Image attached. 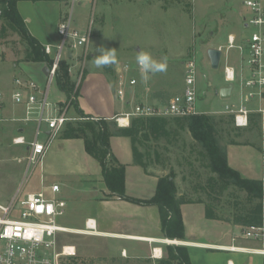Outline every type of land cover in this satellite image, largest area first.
I'll list each match as a JSON object with an SVG mask.
<instances>
[{
    "label": "rangeland",
    "instance_id": "obj_1",
    "mask_svg": "<svg viewBox=\"0 0 264 264\" xmlns=\"http://www.w3.org/2000/svg\"><path fill=\"white\" fill-rule=\"evenodd\" d=\"M19 2H22L19 5L20 12L29 18L31 21L29 28H34L35 32L42 31L44 25H55L61 15L68 10L67 6L59 0ZM1 4L3 2H0ZM247 14L248 9L241 4L240 0H82L81 4L76 5L73 10L74 26L80 30L85 27L90 28L88 42L90 48L87 49V44L84 49L79 47L74 50L78 57L72 61L69 60V75L75 85V90L78 92L83 90L87 93L86 102L100 111L101 102L98 100L96 92L94 93V84L98 80L101 89L107 85L105 78L94 66L95 57L104 49L115 52V62L99 68L101 73L112 83L114 89L115 68L124 63L135 66L138 51L148 52L158 62H166L167 70L151 75L149 79L145 80L141 71L137 69L132 75L137 80H140L139 76H142V79L135 92L136 99L165 103L171 96L181 91L184 65L188 59H194L197 67V112L228 118L227 114L221 112L225 110L226 106L238 107L239 84L238 81L224 82L222 73L224 59L217 69H212L206 51L209 48L218 49L215 47L225 46L229 34L236 38L237 45L247 39L253 31L252 28L248 29L244 26L243 17ZM0 47V96H2L1 101H4L5 104H11L12 62L31 61L30 49L19 31L4 19H0ZM2 49L8 57L6 60H1ZM238 55L237 49H229L227 64L237 69ZM34 66L45 84L46 74L38 65ZM222 85H232L233 87L228 99H221L217 94ZM107 89L109 90V92L106 91L107 102L114 103V109L120 110L121 102L115 93L112 96L111 88ZM242 94L243 92H241ZM64 98V94L59 91L53 81L49 86L48 101L57 103ZM129 110L130 108H126L125 111ZM22 116L23 112L0 116V205H7L16 194L22 201L27 194L38 191L41 186L39 179L41 169L49 175L44 185L51 184L52 180L58 182L60 192L56 197H61L65 201L63 215L55 220L57 224L81 230L84 227L83 221L87 215H90V212H99L103 216L108 214L103 206L92 201L95 194L90 196L88 192L91 181L101 178L100 175H96L98 164L94 159L82 153L81 146L77 143L56 149V145L59 144L57 140L64 139L63 132L58 135L48 151V153L51 151L49 153L51 155L44 157L42 166L37 165L27 169L23 147L12 144V139L18 135L19 126L25 128L28 138L32 136L33 124L11 120L14 117ZM184 120V118L170 117L160 119L165 124L164 132L167 134H161L158 138L151 136L148 141L140 140L136 144V148L144 155L150 154L151 160L155 151L163 157L167 152L162 150L163 147H166L162 145V142L171 141L174 132H176L177 135L174 134V139L178 137L180 140L179 148L181 150H173L175 162L181 161L182 147L185 146L187 156L191 160L195 157L196 162L192 163L191 167H182L189 173L194 171L198 183L205 185L206 179L211 173L207 168L202 167V164L206 165L207 162L199 157V148L192 145L193 141H190L189 144L179 131L180 128L185 127ZM107 121L110 124L113 122L117 128H120L113 119ZM236 129L238 128L234 124L226 127L223 142L230 139V141L240 144L253 142L257 146L260 145L262 132L258 115H252L247 128ZM159 168L158 165H151L148 169L149 171H159ZM175 169L181 170L178 166H175ZM166 171L169 170L166 169ZM191 176L195 179L194 175ZM53 177L55 179H52ZM262 183L264 186L263 181ZM190 187L191 189L186 185L184 190H193L192 186ZM44 190L51 196L48 188H44ZM200 195L202 194L200 193ZM193 198V196L189 197V199ZM201 199L204 204L214 207L221 216L230 217L239 208L235 204L237 202L244 203L245 194L231 187L224 191L218 203L210 200L206 195H203ZM262 203L264 206V197ZM18 205L11 212L12 217L19 215ZM126 218L124 220L123 217L119 219L106 217L104 224L133 230L152 231L154 229L152 219L148 220V228H146L145 226L140 227L139 217L137 218L138 223L127 222V215ZM106 241L104 238L76 233L60 236L61 244L67 243L76 247L75 258L79 259V264H157L156 261L152 262L151 260L147 263V260H128L123 257L111 259L105 252L109 244ZM99 259H103V261H99ZM65 263H69V260L65 259Z\"/></svg>",
    "mask_w": 264,
    "mask_h": 264
},
{
    "label": "crops",
    "instance_id": "obj_2",
    "mask_svg": "<svg viewBox=\"0 0 264 264\" xmlns=\"http://www.w3.org/2000/svg\"><path fill=\"white\" fill-rule=\"evenodd\" d=\"M19 1H31V0H18L17 1V9L22 17L26 28L31 36H33L38 43L42 46H54L58 41V35H57V25L58 20L53 26L44 25L42 27V31L37 30L35 32V29L29 28V24L31 21L27 16H24L20 12V4L22 2ZM37 0H33L32 2H35ZM220 46H217L215 48H218ZM1 48V47H0ZM90 48V45H87V49ZM84 49V48H83ZM3 50V49H2ZM71 57V56H70ZM78 56L75 55L70 60L77 59ZM7 55L4 54V50L1 52V60H6ZM11 58V57H10ZM223 60L224 64L222 67V73L223 68L228 65L227 64V52L221 53V59L220 62ZM12 61V58H11ZM209 61V60H208ZM86 63V62H85ZM89 63V62H87ZM128 65V63H124L121 66L115 68V72L113 75V86L112 83L104 76L103 73L98 68V72L100 75H102L105 78L106 87L101 89L99 81L97 80L94 84V93L96 92L98 100L101 102L100 105V111H98L95 107L90 106L86 101V94L83 90L82 92H78L77 101L79 108L86 114L90 115L93 119L99 120H112L114 116L124 113V112H130L131 109L135 104H147L151 106H165L167 105L168 101L175 95L181 93L174 94L169 98V100L165 103H155L149 102V101H139L136 99L137 94L135 93L137 88L139 87V82L142 79V76H139L140 80H137L136 77H134V72L137 70L136 64L135 66H130L129 72L126 73L127 79L134 78L136 79L135 86L131 87L126 84L125 86V93H126V101H121L116 94L117 90V79L120 73H122L123 68L125 65ZM34 65H38L45 73V68L47 66L44 65L42 62H31V61H18L17 63L12 62V81H11V93L15 89V79L21 78L24 80H33L36 83H38L40 86H44L43 81L39 77L38 70L34 67ZM94 65V64H93ZM220 65V63H219ZM95 66V65H94ZM230 66V65H229ZM240 55H238V67L237 69L233 66V69L235 71V74L237 76L235 81H238L239 84V103L242 100L240 89ZM219 67V66H218ZM36 69V70H35ZM133 69V70H132ZM140 70V69H138ZM185 70V68H184ZM133 74V75H132ZM141 74V73H139ZM248 74L247 71L241 74L242 77H245ZM72 79V78H71ZM224 80V76H223ZM234 81V82H235ZM224 82H226L224 80ZM229 83V82H226ZM233 83V82H232ZM232 86V85H229ZM228 87L227 85H222L218 91L221 88ZM107 88H111L110 93H115V96L117 99L121 102L120 110L114 109V103H108L107 98V92L109 90ZM183 88V87H182ZM106 89V90H105ZM233 90V87H232ZM231 90V93H232ZM217 91V94H218ZM10 93V94H11ZM230 93V96H231ZM89 95V92H88ZM219 95V94H218ZM65 96V95H64ZM2 99V96H0ZM11 99V98H10ZM64 100H60L59 102H64ZM137 100V101H136ZM57 102V103H59ZM12 104V105H11ZM11 104H5L4 101L0 102V116L2 114H18L19 112H23L24 109L21 106H17L13 104L11 99ZM248 108L252 111L249 115L250 117L254 114H259L256 112L257 108L264 107V101H259L257 99H254L247 104ZM126 108H130L129 111H125ZM222 114H227L228 118H231L232 125H233V117L232 115L225 112H221ZM70 117H78V114L75 111H70L69 114ZM227 119V118H226ZM250 124V121H249ZM248 124V126H249ZM261 125V132H262V124ZM247 126V127H248ZM246 127V128H247ZM244 129V128H238ZM26 132L25 128L23 126H19L18 128V134L22 132ZM184 137L186 138V141L190 144L194 140L192 139L190 132L186 128H180L179 130ZM25 136L26 133H24ZM175 135L176 132H174ZM173 139L171 141L168 140V142H162V145H165L166 147H163L162 150L166 151L167 153L161 157L154 155L152 157V160L150 161L148 168L151 165H158L160 168L159 171L144 169L138 164H135L133 162V154H132V145L130 142V139L128 137L124 136H113L109 139V146L110 151L112 155L116 158V160L124 165L125 167V194L129 197L136 198L139 200H146L152 197V195L155 192L157 181L160 177L166 176L169 172L173 171L174 173V184L176 186V195L178 198H184L185 200H191L192 202L184 203L180 206V211L182 215V220L184 224V230H185V239L183 241H178L176 244H169L166 242V238L163 236L160 228V220H159V212L158 208L156 206H146V205H140V204H134L130 203L125 200H121L117 197H110L108 190L106 189L104 182L102 180L101 176V169L98 164V162L88 156L84 151V143L81 139H60L57 140L59 144L56 145V149H60L67 147L71 145L72 143H77L81 146L82 153L87 155L88 157L94 159V161L98 164V169L96 172V175H100V179H94L91 181L89 185L88 192L90 196L92 197V201H95L98 203V205H101L104 207L105 211H108V214H105L103 216L99 212L92 211L87 215L84 219V223L87 219H91L95 222L96 225V232L97 235H94L93 237H100L106 239L108 244V247L106 248V255L110 257L111 259L113 257H123L125 259L130 260H151L152 262H155L162 257L166 256V249L168 245H180L187 248V253L189 257L190 264H264V254H260L256 251L264 249V239L262 240H252L247 239L242 235L243 230L246 227H242L240 225H235L231 222L225 221V220H215V219H207L205 216V204L203 201L198 202L199 200H202L201 198L203 195H206L205 191L203 189H200L197 187L198 180L195 176V172L192 171L189 173L188 170H185L182 166H186V168L191 167L192 163L196 162V158L194 157L193 160H191L187 154L185 153L186 147L183 146L182 148V155L181 161L175 162V157L173 150H179V143L180 140ZM17 136V135H16ZM228 140V139H226ZM225 140V141H226ZM191 141V142H190ZM230 142V139L228 140ZM187 143V144H188ZM192 145H196L193 144ZM181 150V149H180ZM189 151V150H188ZM191 151V149H190ZM51 152V151H50ZM49 152V153H50ZM47 153L45 157L51 155ZM226 155H227V163L230 167L240 172L242 176H244L247 179L252 180H261L264 179V153L262 152L261 148V140L260 145L257 146L253 144V142H249L246 144H240V143H228L226 144ZM176 156V155H175ZM187 157V158H185ZM179 160V159H178ZM175 166L180 168L181 170H176ZM188 166V167H187ZM166 169L169 171L167 172ZM194 175L195 179H193ZM49 178L48 174H45V171H40L39 179L40 183L43 184L44 187H48L51 184H58L55 180H52L51 184H46V180ZM52 179H55L53 177ZM98 182V183H97ZM264 182V181H263ZM186 183V184H185ZM187 185V188L191 189L190 186H192L193 190H184ZM185 186V187H184ZM41 187V186H40ZM198 188V189H197ZM264 188V186H263ZM193 191V192H192ZM200 193L202 195H200ZM199 195V197H198ZM193 196V199H189V197ZM207 196V195H206ZM61 198V197H60ZM63 199V198H62ZM264 208V206H263ZM123 214V215H121ZM126 215L128 216L127 222L132 223H138L137 218H140V227L145 226L148 228V220L152 219L154 223V229L152 231L150 230H133L130 228H124V227H116L111 225L104 224V220H106V217L112 218H122L126 220ZM119 223V221H117ZM262 227L264 228V216H263V223ZM82 227L81 229H83ZM144 239V240H143Z\"/></svg>",
    "mask_w": 264,
    "mask_h": 264
},
{
    "label": "built area",
    "instance_id": "obj_3",
    "mask_svg": "<svg viewBox=\"0 0 264 264\" xmlns=\"http://www.w3.org/2000/svg\"><path fill=\"white\" fill-rule=\"evenodd\" d=\"M67 6L68 10L61 15L57 25L58 41L54 46L43 47L44 53L52 60L48 66V73L44 86L33 80L15 79V89L11 93L13 104L21 106L24 114L12 121L31 123L34 125L31 138L25 136L22 130L12 139L14 146H22L25 151L27 169L42 166V162L51 149L58 135L63 131L65 124L70 121L82 120L80 116L70 117L74 111L71 100L59 103L48 101L49 86L54 81L59 63L64 59L74 57V50L84 48L90 40V28L80 30L74 26L73 10L82 0H59ZM248 9L243 17L245 28H252L250 36L236 44V38L229 34L225 46L218 49L223 53L235 48L240 55L241 74L240 89L243 92L238 107L226 106L225 112L232 115L233 124L237 128H246L249 124V115L252 112L247 104L257 99L264 101V0H240ZM71 56V57H68ZM130 65H125L117 79V97L126 101V84L133 87L136 79H127L126 73ZM136 68L139 66L136 64ZM183 88L181 93L173 96L165 106H151L135 104L130 112L120 113L113 117L117 126L126 128L134 117L140 118H182L198 114L196 110V78L197 67L194 59H188L184 65ZM226 82L232 83L237 76L233 67L226 65L223 68ZM73 98V97H72ZM0 97V102H1ZM261 115L262 136L261 148L264 153V107L256 110ZM91 120H95L91 118ZM42 138V139H41ZM42 168V167H41ZM40 171H42L40 169ZM264 181V179H263ZM43 184L38 191L29 193L21 201L17 194L7 205H0V264H64L65 259L75 257L76 247L72 244H61L60 236L76 233L94 236L97 235L95 222L87 219L84 228L74 230L56 223V218L64 213L65 201L56 197L60 192L58 184H51L49 196ZM19 204V205H18ZM16 205L19 206V215L12 217L11 212ZM264 212V208H263ZM242 235L247 239H264L262 226L246 227ZM264 254V249L256 251Z\"/></svg>",
    "mask_w": 264,
    "mask_h": 264
},
{
    "label": "trees",
    "instance_id": "obj_4",
    "mask_svg": "<svg viewBox=\"0 0 264 264\" xmlns=\"http://www.w3.org/2000/svg\"><path fill=\"white\" fill-rule=\"evenodd\" d=\"M17 1L0 0L3 2L0 5V19H4L13 25L25 39L29 45L31 61L45 63L48 67L52 60L44 53V49L38 41L28 32L18 12ZM68 63L69 59H64L59 63L54 81L59 91L65 95L66 101L71 100L72 108L83 119L65 124L62 131L64 139L83 140L85 153L94 158L100 166L102 180L109 192L108 196L117 197L134 204L156 206L163 236L169 240L183 241L185 230L180 206L192 201L177 197L173 171L158 179L155 192L149 199L139 200L129 197L125 194V167L112 155L109 146V139L113 136L128 137L132 145L133 162L147 169L151 161L150 154L144 155L137 150L136 144L140 140L148 141L151 136L158 138L161 134L166 135L167 132H164L165 124L160 121L164 118L134 117L126 128H117L113 122L110 124L104 119L91 120V116L79 108L78 90H75V85L69 75ZM256 115H258L261 123V115ZM182 118L185 119V127L182 128H186L190 132L197 148H199V157L207 162L206 165L202 164V167L207 168L211 173L206 179V184H198V187L203 189L207 197L216 203L220 202L224 191L231 187L245 194L244 203L237 202L235 205L239 208L230 217L221 216L214 207L205 204L206 218L225 220L242 227L262 226V200L264 197L262 181L245 178L227 163L226 144L236 143L228 140L223 142L224 129L232 124L231 118L226 119L202 113ZM153 155H156L157 158L159 156L156 151ZM200 201L202 200L198 199V202ZM75 257L67 258L69 260L67 264H79V259ZM99 261H103V259H99ZM148 262L150 260H147ZM156 263L190 264L187 248L180 245H168L166 256L157 260Z\"/></svg>",
    "mask_w": 264,
    "mask_h": 264
},
{
    "label": "clouds",
    "instance_id": "obj_5",
    "mask_svg": "<svg viewBox=\"0 0 264 264\" xmlns=\"http://www.w3.org/2000/svg\"><path fill=\"white\" fill-rule=\"evenodd\" d=\"M115 59L116 57L114 51L104 49L95 57L94 62L97 68H102L115 62ZM135 59L145 80L149 79L151 75L162 73L167 70L166 62H158L148 52L138 51Z\"/></svg>",
    "mask_w": 264,
    "mask_h": 264
},
{
    "label": "water",
    "instance_id": "obj_6",
    "mask_svg": "<svg viewBox=\"0 0 264 264\" xmlns=\"http://www.w3.org/2000/svg\"><path fill=\"white\" fill-rule=\"evenodd\" d=\"M206 54H207V58L209 60L210 67L212 69H217L219 66V63H220V59H221V51L219 49L209 48L206 51ZM68 57H70V56L68 55ZM47 73H48V68L46 67L45 68V74L47 75ZM231 90H232V86L221 88L218 91L219 97L221 99H228L230 97ZM167 240H169V239H167Z\"/></svg>",
    "mask_w": 264,
    "mask_h": 264
},
{
    "label": "bare ground",
    "instance_id": "obj_7",
    "mask_svg": "<svg viewBox=\"0 0 264 264\" xmlns=\"http://www.w3.org/2000/svg\"><path fill=\"white\" fill-rule=\"evenodd\" d=\"M166 242L169 243V244H176L178 241H176V240H171V241L170 240H166Z\"/></svg>",
    "mask_w": 264,
    "mask_h": 264
}]
</instances>
